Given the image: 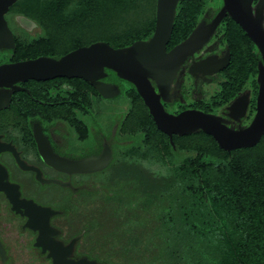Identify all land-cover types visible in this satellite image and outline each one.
Instances as JSON below:
<instances>
[{
    "label": "trees",
    "instance_id": "1",
    "mask_svg": "<svg viewBox=\"0 0 264 264\" xmlns=\"http://www.w3.org/2000/svg\"><path fill=\"white\" fill-rule=\"evenodd\" d=\"M205 1L179 0L167 50L191 34ZM72 7L74 12L68 14ZM15 11L30 16L45 32L37 38L38 55L62 56L95 42L122 49L148 40L155 28L156 0H29ZM221 29L231 56L228 83L201 109L208 113L222 108L251 82L253 114L258 50L230 18ZM61 40L69 46L60 51ZM75 81L81 96L84 89L96 92L84 80ZM123 94L129 109L118 124L117 136L139 137L146 152H156L166 164L176 153L174 175L158 196L164 229L156 234V264H264V137L255 147L228 153L199 131L173 136V149L134 87Z\"/></svg>",
    "mask_w": 264,
    "mask_h": 264
},
{
    "label": "flooded vegetation",
    "instance_id": "2",
    "mask_svg": "<svg viewBox=\"0 0 264 264\" xmlns=\"http://www.w3.org/2000/svg\"><path fill=\"white\" fill-rule=\"evenodd\" d=\"M257 3L258 0H253L254 9ZM220 8L206 15L204 11L198 23L209 24ZM227 18L229 17L226 16L223 21ZM4 19L12 33L13 44L7 40L0 42V66L41 57H61L38 55L40 41L32 38L33 36L27 39L17 34L19 31L31 36L35 31L41 30L40 24L30 16L12 11L10 7ZM21 19L23 22H20ZM218 28L208 41L210 42L216 35L215 47H204L206 46L204 45L198 52L188 56L178 68L171 83L167 102L172 104L180 100L178 94L183 89L186 93L189 91L187 97L191 102L176 103L178 105L173 115L186 110L206 113L201 105L211 104L212 97L228 83L226 70L231 56L224 43V34L217 32ZM227 55L228 64L217 73L212 75L190 73L192 64L207 61L218 67ZM75 79L77 78L60 77L46 81L28 79L16 83L14 85L16 89L0 87V251H2L0 264H15L11 262L9 252L23 256L25 262L21 261L18 264H53L52 258L48 257L49 250L45 249L46 252H43L42 247L35 245L40 235L39 229L28 225V215L34 216L36 208L48 209L52 212L48 217V225L53 232L47 238L61 243L63 248L75 241L71 254L66 257L67 260L78 261L85 258L98 264L86 253V251H96V233L93 230L81 232L79 223L82 214L77 210L82 193L86 194L87 198L92 195L93 190L91 184L81 181L80 176L91 173L70 172L64 164L99 157L105 150H109L113 156V134L108 137L104 131L97 133L94 108L96 98L101 96L87 89L83 90L81 96L80 83ZM104 82L109 83L107 80ZM194 82H199L206 88L214 85L209 100H205L208 98V92L199 91L194 87ZM152 84L154 85L153 82ZM247 89L250 91V96L246 117L241 124L228 120V126L234 129L248 126L255 113L254 110L251 114L253 101L251 82L246 84L238 95L245 93ZM162 103L166 110L165 102ZM228 104L208 114L223 116L224 108ZM82 130H85L83 135ZM122 143L124 142L118 144ZM61 195L66 198V207V204L60 207L42 200L47 196L58 199ZM88 200L91 202L90 198ZM70 215L75 217V220H65ZM35 226L39 227L37 224ZM26 256L29 258L27 259Z\"/></svg>",
    "mask_w": 264,
    "mask_h": 264
},
{
    "label": "water",
    "instance_id": "3",
    "mask_svg": "<svg viewBox=\"0 0 264 264\" xmlns=\"http://www.w3.org/2000/svg\"><path fill=\"white\" fill-rule=\"evenodd\" d=\"M18 0H0V42L13 44V36L4 16ZM179 0H156L155 28L145 41H136L126 48L116 49L105 42H95L72 50L59 58L41 57L35 60L0 66V87L13 88L18 82L28 79L51 80L54 78H77L89 83L102 98L117 96L119 87L106 83L110 73L130 83L146 106L156 128L167 135L173 149V136H185L203 132L211 136L218 147L228 153L255 147L264 137V0H258L255 9L253 0H222V6L209 24L198 23L191 34L181 43L167 51L171 38L176 8ZM231 18L248 36L258 50L257 94L255 113L248 126L234 129L228 120L239 123L246 117L250 93H241L224 108V118L197 110L169 114L162 102L170 96L171 83L180 65L188 56L198 52L212 37L225 17ZM23 22V19L20 20ZM24 22H29L24 20ZM228 55L220 66L203 61L192 64L190 73L212 75L223 69ZM154 83V85L152 84ZM112 160L109 150L96 158L83 159L64 164L70 172L93 173L105 169ZM34 216L28 215V225L39 229L36 246L48 251L53 264H97L85 258L67 260L75 241L63 248L61 243L47 238L53 231L49 228L48 209L36 208ZM37 224L39 227L35 226ZM2 253V251H0Z\"/></svg>",
    "mask_w": 264,
    "mask_h": 264
},
{
    "label": "rangeland",
    "instance_id": "4",
    "mask_svg": "<svg viewBox=\"0 0 264 264\" xmlns=\"http://www.w3.org/2000/svg\"><path fill=\"white\" fill-rule=\"evenodd\" d=\"M28 1H17L11 10H17L20 5ZM221 3L222 0H206L205 15L217 11ZM73 12L74 7L67 11L68 14ZM218 31L222 32L221 26ZM17 32L27 39L32 36L37 39L45 35L43 29L35 31L31 36ZM215 38L216 35L204 47H215ZM218 38L221 40L220 37ZM66 46H69V42L61 40L57 49L61 51ZM107 81L116 84L120 93L113 98H96L94 123L97 133L104 131L108 137L113 134V156L111 163L105 169L80 176L81 181L91 184L93 190L92 195L87 198L86 194L82 193L79 200L81 203L77 205L78 213L80 211L82 214L79 229L81 232L95 231L97 249L96 251H86V253L98 264H156V234L159 235L164 229L160 226L164 222L160 217L162 210L158 196L161 192L165 193L163 191L168 187L169 180L174 175L176 153L171 157L172 163L166 164L156 157V152H146L139 137L117 136L118 124L129 109V102L123 93L124 90L131 89L133 86L118 79L113 73H110ZM213 86L210 85L206 88L199 82H194V87L199 91L206 90L208 92V98L205 100H209L213 94ZM188 92L186 93L183 89L178 94L181 97L178 98L180 100L175 103L165 102L166 110L172 114L178 104L191 102V99L187 97ZM245 93H250V91L247 89ZM120 142L124 143L118 144ZM56 198L47 196L42 200L60 207L66 204L64 196ZM89 198L91 202L88 200ZM65 220L73 221L75 217L70 215ZM167 227L174 235V228L170 226V223L167 224ZM163 232L165 233L166 230ZM168 232L167 230L166 233ZM10 253L9 257L12 263L18 264L24 261L23 256ZM26 258L29 257L26 256Z\"/></svg>",
    "mask_w": 264,
    "mask_h": 264
}]
</instances>
